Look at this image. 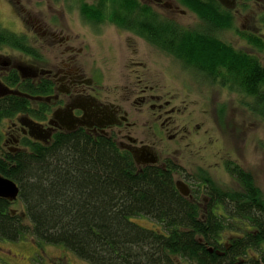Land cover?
<instances>
[{"label":"trees","instance_id":"trees-1","mask_svg":"<svg viewBox=\"0 0 264 264\" xmlns=\"http://www.w3.org/2000/svg\"><path fill=\"white\" fill-rule=\"evenodd\" d=\"M80 1L90 22L105 20L148 39L147 25L168 24L138 0ZM186 4L222 27L234 24L229 17L206 13L196 0ZM19 39L0 27V45L15 46ZM195 39L170 38L176 43L170 52L181 57L182 41ZM211 40L214 45L204 50L189 48L191 63L215 69L222 75L215 81L252 98L264 118L262 62ZM255 42L264 50V43ZM28 113L26 100L0 99V127L4 120ZM3 136L0 128V142ZM21 145L23 149L0 155V175L19 186L23 206L15 211L13 203L0 198L1 241L31 236L40 245L64 246L88 264H264V200L253 175L240 166L233 165L230 172L243 197L218 196L201 218L198 204L177 189L173 167L139 169L129 153L104 136L58 134L50 144L24 139ZM139 218L160 228L141 226Z\"/></svg>","mask_w":264,"mask_h":264},{"label":"flooded vegetation","instance_id":"flooded-vegetation-1","mask_svg":"<svg viewBox=\"0 0 264 264\" xmlns=\"http://www.w3.org/2000/svg\"><path fill=\"white\" fill-rule=\"evenodd\" d=\"M138 1L156 14L159 22L174 24L147 25L145 30L151 39L142 37L138 30L105 20L90 22L85 15L83 24L75 25L70 20L63 24V19L54 16L49 23L36 20L37 24L29 29L26 8L17 1L15 8L27 31L16 33L20 39L15 46L0 45V99L26 100L31 113L15 116L18 123L9 127L6 142L12 141L15 146L10 150L15 151L23 149L24 139L50 144L58 134L104 136L129 153L139 169L153 165L173 167L179 192L206 214L218 196L233 200L230 192L234 184L243 191L230 172L233 165L242 166L211 134V129L205 128L199 113L190 111L185 100L178 102L176 95L181 97V93L172 91L164 77L173 73L178 78L188 76L218 84L215 80L222 79V75L211 67L194 66L189 48L203 49L214 45L211 39H219L225 47L262 61L264 50L255 40L264 43V25L243 24L236 41H224L219 34L234 33V24L228 28L218 25L211 16L191 10L186 0ZM196 1L206 13L232 20L240 16L249 20L250 14L256 18L264 13V0ZM179 16L189 17L193 25L179 23ZM106 23L115 28L121 40L118 44L107 40ZM181 35L197 40L182 41L184 53L177 57L170 52L176 44L170 38ZM175 64L180 66L174 68ZM187 81L183 82L186 88L190 85ZM212 150V161H207L203 153ZM149 159L156 161L148 163ZM219 166L225 177L217 172ZM32 244L33 252L28 258L41 264L50 258L52 263L61 264L52 261L43 247ZM3 254L0 246V255Z\"/></svg>","mask_w":264,"mask_h":264},{"label":"rangeland","instance_id":"rangeland-1","mask_svg":"<svg viewBox=\"0 0 264 264\" xmlns=\"http://www.w3.org/2000/svg\"><path fill=\"white\" fill-rule=\"evenodd\" d=\"M17 1H21V4L26 8L24 16L26 17L29 29L37 24L36 20L49 23L50 19L54 16L63 19V24H67V20L68 22L70 20L75 25L85 23L83 13H81L80 7L82 1L80 0H0V27L20 35L26 33L27 29L24 27L19 17L20 14L15 8ZM84 2L89 5L95 1L85 0ZM263 14V12L260 13L256 18L250 14L247 17L249 20L241 16L236 18L233 27L234 33L232 31V33L219 34L218 37L224 41H228L229 39L236 41L243 30L241 28L243 24L264 25ZM178 21L181 24L193 25L189 17L179 16ZM103 25L105 26L107 40L110 43L118 44L121 40L115 32V28L108 25V23ZM89 40H92V37ZM107 40L104 41L107 42ZM239 45H241V42L236 47ZM235 50L240 51L236 48ZM261 60L264 65V57ZM174 66L176 68L180 65L175 64ZM160 67L162 68V65ZM173 69H171V72H174L172 71ZM184 78L173 76L172 73L168 75V78L164 77V80L170 85V88H173L172 91L181 93V97L176 95L178 96V102L185 100L186 104L189 105L190 111L194 110L198 112L201 120L206 124L205 128L211 129V134L215 138H218V142L223 144L227 151L233 153L232 157L234 161L239 162L245 170L253 175L264 200V118L253 108L254 100L228 88L230 87L229 85L223 87L224 85L221 86L222 84H216L210 80H196L188 76H184ZM184 81L190 84L189 88L184 86ZM204 112H207V114H204ZM17 118L6 119L2 122L0 128L4 136L0 142V155L15 146L12 141L6 142V139L9 141L7 131L13 122L18 123ZM213 154L214 151L212 150L209 154L204 152L203 156L206 155L207 161H212ZM211 164L214 163L211 162ZM217 172L219 175L225 177L220 166ZM230 194L238 197V199L243 197L242 191L235 184ZM12 208L15 211L21 212L23 206L19 200H16L13 202ZM202 209L201 218H204L203 215L205 216V214ZM136 221L144 227L160 228L159 225L147 218H139ZM24 242V244H19L0 240V246L4 248V254L0 255V264H41L40 261L28 258L33 252V242L43 247L45 253L48 256L50 255L49 257L54 262L61 264H88L67 251L64 246L40 245L31 236H27ZM44 251L40 252L43 253ZM42 264L54 263L51 262L50 258H47L42 260ZM182 264H185V262Z\"/></svg>","mask_w":264,"mask_h":264},{"label":"water","instance_id":"water-1","mask_svg":"<svg viewBox=\"0 0 264 264\" xmlns=\"http://www.w3.org/2000/svg\"><path fill=\"white\" fill-rule=\"evenodd\" d=\"M32 133V130L30 132ZM156 160L149 159L148 163H155ZM20 194L19 186L11 179L0 175V198L6 199L13 203L18 200Z\"/></svg>","mask_w":264,"mask_h":264}]
</instances>
